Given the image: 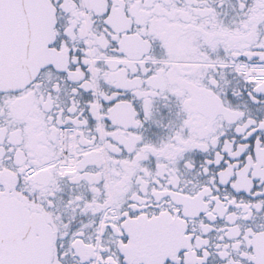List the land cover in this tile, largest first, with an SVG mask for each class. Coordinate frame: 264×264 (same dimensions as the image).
<instances>
[{"label": "snow or ice", "instance_id": "6c2138e0", "mask_svg": "<svg viewBox=\"0 0 264 264\" xmlns=\"http://www.w3.org/2000/svg\"><path fill=\"white\" fill-rule=\"evenodd\" d=\"M0 264H264V0H0Z\"/></svg>", "mask_w": 264, "mask_h": 264}]
</instances>
